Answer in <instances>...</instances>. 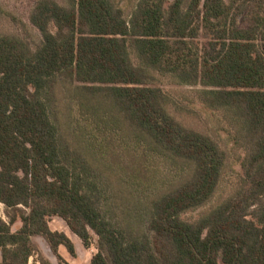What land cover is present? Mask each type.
I'll use <instances>...</instances> for the list:
<instances>
[{
	"label": "trees",
	"instance_id": "trees-1",
	"mask_svg": "<svg viewBox=\"0 0 264 264\" xmlns=\"http://www.w3.org/2000/svg\"><path fill=\"white\" fill-rule=\"evenodd\" d=\"M30 22L0 31V264H53L37 236L76 256L54 217L98 237L88 264H264V0H36Z\"/></svg>",
	"mask_w": 264,
	"mask_h": 264
},
{
	"label": "rangeland",
	"instance_id": "rangeland-1",
	"mask_svg": "<svg viewBox=\"0 0 264 264\" xmlns=\"http://www.w3.org/2000/svg\"><path fill=\"white\" fill-rule=\"evenodd\" d=\"M60 2H64V0H59ZM2 7L5 11L9 12L10 15H6L3 13H0V31L2 32H9V33H14L20 36H26L27 32L25 30V28L23 27V23H25L27 26H29V29L32 31V33L38 37L39 33L37 31V29L35 27H33V25L30 22V13L32 8L35 5L36 0H0ZM186 91H188V89L190 88H183ZM61 93L60 96L62 98V106H63V110L61 112V116L63 121L66 122H70V126H72L71 124V120L74 121V126L72 127H68L67 132L69 131L71 135H73L74 133L80 136H83L81 133H83L80 129H77L76 124H75V119L73 118L74 115H76V111L77 109L72 108L71 109V96L70 93L64 90V87L61 88ZM73 110V111H72ZM173 111L175 112V114L188 126L196 128L198 130L204 131V132H209L212 134L217 133L216 129L218 127H220L221 125H224L225 122L224 121H220L217 122V118L218 115L215 117H211L210 115H207L203 112H201V110H199V113L194 114V113H189L187 110H180V109H175L173 108ZM79 114V111H78ZM79 116V115H78ZM87 116V115H86ZM219 119V118H218ZM77 123V122H76ZM117 126H115L116 128ZM111 129V131L108 132V135L110 136V138H114V141H118V142H122V143H126L128 138H132L133 137V132L126 128V126L122 127L121 129ZM73 138V136H72ZM83 143H81L82 145ZM124 148V145H122ZM118 147V150L120 151V156L118 158V163L120 167L123 166H127L129 169H133L134 167H136V164H138L133 158H131V156L129 155V153L133 152V150H122L123 148ZM126 151V152H125ZM151 168H153L154 170H157L156 174L159 177V182L160 183H168L171 181H174L175 179L178 178V175H180V172H177V170L174 168V166L171 164L170 161H163V160H158V159H151ZM136 162V163H135ZM156 169H155V168ZM26 210H28L26 207H23ZM8 207L3 203L0 202V215L5 219V220H9L8 214ZM20 223H18L17 225H19ZM49 225L51 228L55 229V228H60L61 231H68L70 234H72V231L70 229V227L68 226L67 222L62 219V218H52L49 221ZM62 227V228H61ZM97 239L98 237L93 234V238H92V242L90 246H85L86 248L84 249V252L81 253V256L78 259H72L71 258V264H85L87 261V259H91L92 256L97 252ZM36 240L41 243V244H45V240L43 237L41 236H37ZM46 245V244H45ZM81 245V244H80ZM47 248V247H46ZM45 248V252H48ZM37 257H33L32 258V262L30 264H36L37 261ZM57 259V258H56ZM62 259V263L63 264H70L69 262H67L66 260ZM40 264V263H38Z\"/></svg>",
	"mask_w": 264,
	"mask_h": 264
},
{
	"label": "crops",
	"instance_id": "crops-1",
	"mask_svg": "<svg viewBox=\"0 0 264 264\" xmlns=\"http://www.w3.org/2000/svg\"><path fill=\"white\" fill-rule=\"evenodd\" d=\"M56 218H60V217H54V219ZM62 228V227H61ZM52 230H58V231H61L60 228H51ZM72 231V230H71ZM63 232H65L72 240L73 242L75 243V246H76V250H77V255L76 256H73L70 254V252L68 251V249L64 246V245H60L59 248H58V253L60 255L61 258H63L64 260H66L67 262H69L71 264V258L72 259H78L80 256H81V253L84 252V249L86 248L85 245L83 244L81 238L72 231V234H70L68 231L64 230ZM46 244V245H45ZM45 244H41L40 243V246L43 250V252L46 254V256L52 261L53 264H57V259H56V256L53 254L50 246L47 244V242H45ZM81 244V245H80ZM47 247V248H46ZM46 249H48L47 251L48 252H45ZM45 250V251H44ZM34 257V256H33ZM30 259V263L32 262V258ZM90 261V259L87 261H85L86 263L85 264H88ZM29 263V264H30ZM39 262L36 261V264H38Z\"/></svg>",
	"mask_w": 264,
	"mask_h": 264
}]
</instances>
